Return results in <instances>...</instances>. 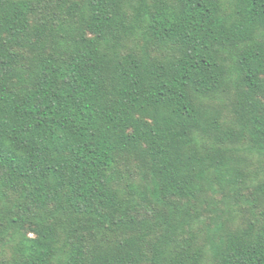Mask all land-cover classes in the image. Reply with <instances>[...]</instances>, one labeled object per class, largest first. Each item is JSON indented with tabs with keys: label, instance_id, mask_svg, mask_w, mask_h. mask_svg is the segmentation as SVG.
<instances>
[{
	"label": "trees",
	"instance_id": "obj_1",
	"mask_svg": "<svg viewBox=\"0 0 264 264\" xmlns=\"http://www.w3.org/2000/svg\"><path fill=\"white\" fill-rule=\"evenodd\" d=\"M264 0H0V264H264Z\"/></svg>",
	"mask_w": 264,
	"mask_h": 264
},
{
	"label": "rangeland",
	"instance_id": "obj_2",
	"mask_svg": "<svg viewBox=\"0 0 264 264\" xmlns=\"http://www.w3.org/2000/svg\"><path fill=\"white\" fill-rule=\"evenodd\" d=\"M257 37L260 41H264V30L260 31Z\"/></svg>",
	"mask_w": 264,
	"mask_h": 264
}]
</instances>
